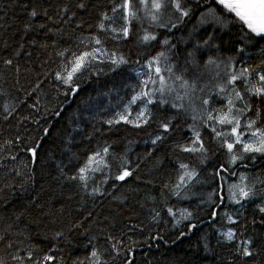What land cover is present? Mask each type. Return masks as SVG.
I'll return each instance as SVG.
<instances>
[{"label": "trees", "instance_id": "trees-1", "mask_svg": "<svg viewBox=\"0 0 264 264\" xmlns=\"http://www.w3.org/2000/svg\"><path fill=\"white\" fill-rule=\"evenodd\" d=\"M164 1L154 23L142 0H0V264H264V155L231 168L228 148L264 131V35ZM154 58L162 84L136 69ZM237 173L255 196L224 203Z\"/></svg>", "mask_w": 264, "mask_h": 264}, {"label": "rangeland", "instance_id": "rangeland-1", "mask_svg": "<svg viewBox=\"0 0 264 264\" xmlns=\"http://www.w3.org/2000/svg\"><path fill=\"white\" fill-rule=\"evenodd\" d=\"M158 1L161 4V7L157 10L156 8L153 7L154 2H157V0L156 1L155 0H142L143 5L146 6V13L142 14V16L145 19L147 17L151 18L154 21V23H160V22L163 21L164 12L166 10L165 3H164L165 1L164 0H158ZM137 15L138 14L135 13V15H133V17L135 18ZM138 25H139V28H138L139 31L142 30L144 33L151 32V31H144L143 30L144 24L142 25V27H141V24H138ZM201 25L203 26V22H201ZM152 29L153 30L156 29L154 24L152 26ZM104 57H106V52L99 49L96 52H93V53L89 54L88 56H86L83 62H86L89 59L99 60V59H103ZM157 64H160V62L155 59V61L153 62V66H151L149 64L148 65L145 64L144 66L138 67L136 69H139V70L140 69H143V70L144 69H148L146 72L149 74V76H151V71H152L154 74L157 75V77H156L157 83L162 84L161 82H165L167 80V78L169 77V75L168 74L167 75L162 74L161 69H159V72H157V68L158 67H156V69H153V67L155 68V66ZM167 64H168V62H167ZM166 67H167V65H166ZM162 69H165L164 66L162 67ZM210 69H214V73L216 74L215 76L217 78H218L219 75L222 76L224 74L225 70H226L224 63L217 64L216 67H210ZM231 69H232V67H231ZM236 78H237V76L234 77V79H236ZM152 81H153L152 78L149 77L148 78V82L151 83ZM198 83L201 86V88L203 89V92H206L204 90H206L208 88V85L205 83L203 77H201L198 80ZM155 84H156V81H155L154 85L152 86V88L150 89V92L152 93V95H153V91H154L155 86H156ZM170 84H171V82H169V85ZM187 84H189V85H184L183 86L184 88L182 90L180 89L179 94L177 92L178 95H174V98H175V96H177L180 99H182L180 97V95H182L183 92L185 91L186 95L185 94L184 95L186 97H188L191 102H193L195 100V95L194 94H196V93L193 92V90H194L193 87L196 86V85L195 84H191V83H187ZM187 89H189V91H187ZM176 104H181V102H178ZM197 106L191 105V106H189V109H188V112L191 115L193 113V115L196 116V117H197L196 114L198 112ZM217 119H218V121L220 123L222 117L219 115ZM232 121H234V120H232ZM260 132L263 133L264 131H260ZM252 133L253 132H250L247 136L239 137V142L238 143L236 142L237 138H235L234 143L232 144L233 148L231 149V154H232V156L230 158V162H231L230 167L231 168L236 167L238 164L239 165H243L244 164L243 163L244 162L243 161L244 158L247 157L248 155L252 154V153L255 154L256 156L264 155V151L257 152V151H245L244 150V146L245 145H251L253 148H256V147L260 146V144H259L260 134L257 133V135L254 136V135H252ZM94 160H97V158H95ZM101 163L102 162L100 160H98L97 163L91 164L90 168L91 169H98ZM241 167H243V166H241ZM243 174L244 173H237L235 175V177H234L235 180H233L232 182H228L224 178V181H223L224 203L231 202L233 204H237L238 205L240 203H243L245 200H248L251 197L255 196L253 194V186L252 185H250L248 189H245V183H249V182L247 181L246 177ZM188 179H189L188 178V174H186V175H184L182 177V180H184V183H186L188 181ZM224 182L226 183V185H224ZM242 189L244 191L248 192V196H244L242 194V191H241Z\"/></svg>", "mask_w": 264, "mask_h": 264}, {"label": "snow or ice", "instance_id": "snow-or-ice-1", "mask_svg": "<svg viewBox=\"0 0 264 264\" xmlns=\"http://www.w3.org/2000/svg\"><path fill=\"white\" fill-rule=\"evenodd\" d=\"M221 4L224 5L226 9H228L230 12H234L235 15L239 18L240 21H242L247 28L255 33L258 36L264 35V0H219ZM130 3V0H129ZM124 7H128L127 4L123 5ZM153 7L157 10L161 7V4L158 2H154ZM177 9L179 10L180 5L177 3L176 5ZM187 15V13H184ZM36 12H32V16H35ZM132 15H135V13H132ZM125 35H127V30H125ZM149 37L145 36V39H148ZM154 39V37H153ZM88 53H85L84 56H81L77 61L74 62V67L72 68V72L67 75V81H70L72 79V74L75 73L79 68L83 66V61L86 56H88ZM157 72H159V68H157ZM260 79L264 81V76H261ZM163 83V82H161ZM160 91H163V88L160 89ZM257 92L260 93L261 90L257 89ZM147 95V93H145ZM242 99V98H241ZM148 103H151V100L148 101ZM229 105H232V101L229 100ZM225 120H227V117H224L221 119V123H224ZM229 123H232L231 120H228ZM239 127V121H236V125L233 128V132L236 131V128ZM251 127V124L249 125ZM165 128L167 126L165 125ZM252 135H257L256 132H253ZM237 143L239 142V137L237 138ZM260 146L253 148L251 145H245L244 150L245 151H264V133H260ZM229 150L233 148V145L230 143L228 144ZM33 155H35V152H33ZM129 173L125 172L124 175H128ZM120 179H123V176L119 177ZM242 194L244 196H248V192L241 190ZM264 211V209H262ZM226 237L228 240H232L234 237V232L229 231L226 233ZM246 254H250L245 250ZM95 256L96 253H93ZM48 259H52L51 257H48Z\"/></svg>", "mask_w": 264, "mask_h": 264}, {"label": "water", "instance_id": "water-1", "mask_svg": "<svg viewBox=\"0 0 264 264\" xmlns=\"http://www.w3.org/2000/svg\"><path fill=\"white\" fill-rule=\"evenodd\" d=\"M125 172H127V173L130 174V171H129V170H125V171L122 173V175H121V176H123V179H120L121 181H123L124 179H126V178L129 176V174L125 176V175H124Z\"/></svg>", "mask_w": 264, "mask_h": 264}, {"label": "bare ground", "instance_id": "bare-ground-1", "mask_svg": "<svg viewBox=\"0 0 264 264\" xmlns=\"http://www.w3.org/2000/svg\"><path fill=\"white\" fill-rule=\"evenodd\" d=\"M119 182H121V181H119ZM112 183V182H111ZM108 190V189H107ZM55 257V256H54ZM86 264V263H85Z\"/></svg>", "mask_w": 264, "mask_h": 264}]
</instances>
